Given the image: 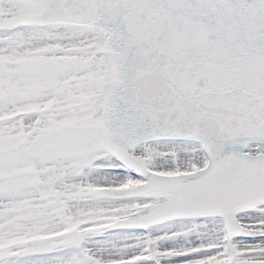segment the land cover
Here are the masks:
<instances>
[{"label": "snow or ice", "instance_id": "snow-or-ice-1", "mask_svg": "<svg viewBox=\"0 0 264 264\" xmlns=\"http://www.w3.org/2000/svg\"><path fill=\"white\" fill-rule=\"evenodd\" d=\"M0 264H264V0H0Z\"/></svg>", "mask_w": 264, "mask_h": 264}]
</instances>
